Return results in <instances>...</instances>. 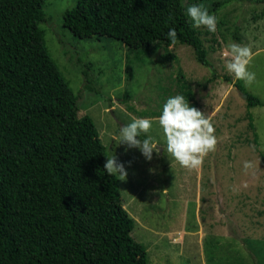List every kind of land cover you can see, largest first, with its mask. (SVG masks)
I'll use <instances>...</instances> for the list:
<instances>
[{
    "label": "rangeland",
    "instance_id": "rangeland-1",
    "mask_svg": "<svg viewBox=\"0 0 264 264\" xmlns=\"http://www.w3.org/2000/svg\"><path fill=\"white\" fill-rule=\"evenodd\" d=\"M76 3L47 0L40 27L51 57L80 97V114L91 117L109 157L114 154L127 171L125 181L116 177L123 207L135 221L131 235L145 247L148 263L264 264V107L248 109L239 89L264 103V0H225L210 13L218 20L216 32L197 28L209 66L197 63L192 48L176 44L158 49L145 64L133 62L131 77L120 42L79 39L64 28L62 15ZM230 42L252 48L249 71L256 80L251 86L226 68L223 51ZM86 70L93 90L86 88ZM179 72L218 138L216 150L193 170L168 153L155 119L147 135L159 142L160 151L151 161L138 149L118 144L120 127L133 118L159 117L150 112L160 113L169 97L180 95ZM245 161L253 164L247 172Z\"/></svg>",
    "mask_w": 264,
    "mask_h": 264
},
{
    "label": "trees",
    "instance_id": "trees-1",
    "mask_svg": "<svg viewBox=\"0 0 264 264\" xmlns=\"http://www.w3.org/2000/svg\"><path fill=\"white\" fill-rule=\"evenodd\" d=\"M46 1L0 0V264H149L131 235L135 221L123 207L119 180L104 170L107 148L46 47L40 27ZM224 2L77 0L62 20L79 39L120 42L131 77L133 62L145 64L176 44L209 66L187 8L203 4L212 13ZM170 27L178 35L174 45L166 35ZM178 76L180 95L197 108L191 85ZM239 89L248 109L264 107ZM248 127L257 143L251 115Z\"/></svg>",
    "mask_w": 264,
    "mask_h": 264
},
{
    "label": "clouds",
    "instance_id": "clouds-1",
    "mask_svg": "<svg viewBox=\"0 0 264 264\" xmlns=\"http://www.w3.org/2000/svg\"><path fill=\"white\" fill-rule=\"evenodd\" d=\"M187 15L191 18L194 27L203 26L209 32H216L217 17L210 14L203 4L189 6ZM166 35L173 45L178 42L175 28L170 27ZM223 56L228 58L226 62L228 72L234 74L237 80L244 81L246 86H251L255 82L256 74L249 71V65L254 58L250 45L230 42L224 49ZM153 119L158 121L163 130L168 153L181 167L189 170L200 168L208 153L216 150L218 138L211 120L196 107L190 106L185 97L179 94L166 100L159 117L133 118L131 123L120 127L118 144H126L127 148L138 149L147 161H151L153 153L158 154L160 151L159 142L147 135L152 128ZM142 134H145L146 138L140 139ZM103 167L110 176L117 175L121 181L127 179L124 165L117 162L114 154L106 158ZM243 168L245 172L252 169V162L245 161ZM149 171L153 170L149 169Z\"/></svg>",
    "mask_w": 264,
    "mask_h": 264
}]
</instances>
